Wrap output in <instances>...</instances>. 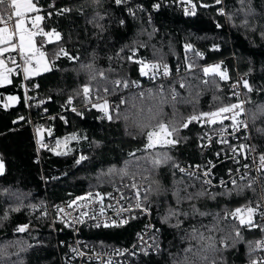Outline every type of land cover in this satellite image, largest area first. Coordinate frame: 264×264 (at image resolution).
Instances as JSON below:
<instances>
[{"label": "trees", "instance_id": "1", "mask_svg": "<svg viewBox=\"0 0 264 264\" xmlns=\"http://www.w3.org/2000/svg\"><path fill=\"white\" fill-rule=\"evenodd\" d=\"M225 1L227 20L216 7L197 6L195 15H185L176 0H128L122 5H116L114 0H38L45 31H58L61 34L59 43L78 59L61 57L51 64V71L29 79L31 84L38 85L36 99L44 100L41 107H36L33 100L29 106L25 102L19 77H13L11 84L0 87V103L9 95L20 97V103L8 109L0 107V159L5 163V172L0 175V264H60L57 239L45 212L47 199L57 202L65 198L68 191L75 195L89 191L107 193L128 180H121L118 173L135 159L130 154L145 155L142 150L146 137L131 120L124 121L114 115L109 121L93 108L74 112L65 107L69 97H73L75 106L86 103L77 93L88 83L89 75L103 72L107 79H98L93 84L108 86L110 91L115 80L127 83V88L119 87L115 94L105 97L110 111L121 98L129 102L118 109L123 116V111L132 103L143 107L146 113L153 105L149 92L158 93L160 90L166 94L174 90L182 97H191L198 111L232 103L234 99L224 88L228 80L216 77L214 84L204 85L202 80H211V77H203L202 68L223 63L233 76L237 67L250 78L252 91L247 93V104L252 140L259 150H264V113L260 111L264 109V39L260 35L264 31V0H251L250 6L255 14L249 17V28L242 26L243 15L237 11L241 7L240 0ZM204 3L212 4V1L204 0ZM155 4L160 5L159 9L153 7ZM129 8L135 16L129 14ZM62 9L70 11L59 14ZM40 40L41 37H37L38 45ZM189 43L202 54H187L195 62L194 70L186 68L188 60L184 46ZM133 46L137 49L135 57L139 59L146 62H160L162 59L168 65V76L159 75L154 80L142 76L140 66L127 59ZM55 50L56 44L53 43L43 48L50 61ZM233 54L237 57L236 64ZM87 64L93 66L88 73L81 68ZM180 83L192 87L180 88ZM140 92H144L143 100L139 97ZM164 111L172 115L170 106L166 105ZM179 111L184 116L192 114L190 105L180 107ZM20 117L24 119L19 120ZM30 119L35 120L34 127ZM37 127L44 130V143L49 147L54 146L56 139L73 133L79 139L72 142L67 154L56 155L48 147H40L41 161H37ZM49 129L51 136L47 134ZM204 130L205 126L191 124L187 129H181L179 135L182 139L175 147H159L156 151L170 156L175 164L203 163L207 160L201 153ZM82 155L87 159L76 163ZM228 167L229 163L223 164V170ZM110 169L117 172L110 173ZM252 181L248 177L238 185L211 190L200 180L179 173L171 163L161 165L147 181L152 189L147 201L160 228L157 236L162 248L155 254L142 253L143 261L147 264H175L188 247L197 245L190 239L194 229L216 240L218 251L207 253L208 264L213 261L215 264H249L257 259L258 250L252 253L249 245L264 232L259 227L249 229L236 220L225 218L238 206L259 199L260 190L256 183L253 184L255 191L245 187ZM238 186L243 190L238 191ZM261 186L264 194V176ZM186 187L189 192L207 189L216 195L214 199L205 195L192 201L205 215H193L190 205L183 203L179 210L188 215L180 217L179 226H174L177 224L175 217L164 223L163 217L168 209L176 207V191ZM222 192L230 195H219ZM16 195L21 199L17 200ZM23 225H28V230L18 232ZM213 228L224 231H206ZM235 228L239 229L241 239L234 246L229 240L225 247L222 238ZM137 229L138 222H135L87 231L85 235L96 245H125L131 243ZM59 235L63 237V233Z\"/></svg>", "mask_w": 264, "mask_h": 264}, {"label": "snow or ice", "instance_id": "2", "mask_svg": "<svg viewBox=\"0 0 264 264\" xmlns=\"http://www.w3.org/2000/svg\"><path fill=\"white\" fill-rule=\"evenodd\" d=\"M116 5L127 4L128 0H114ZM179 3L184 7L185 15H195L197 6L199 7H216L217 5L222 4V0H213L212 4L204 3V0H179ZM38 0H0V6L8 5L11 8V12L4 9V11H0V22H4L7 25V22L12 21V12L15 15V23L10 31L7 26L0 27V87H4L12 83L14 75H22L25 80H29L31 77L38 76L42 72L51 71L50 63L54 64L55 61L61 57H66L69 60H76L77 57H73L70 53L63 47L62 44L59 43L61 40V34L56 30L44 31L43 28L40 27V23L44 19L42 15H40V9L37 6ZM241 7L237 10L242 13V26L245 28L251 27L249 17L253 16L254 10L251 9V0H247L248 7L245 8V0H240ZM153 7L159 9L160 5L155 4ZM70 11L69 9L60 10L59 14H63V12ZM129 14L135 16V12L129 8ZM219 14L223 15L222 6L217 9ZM7 13V14H5ZM33 14V15H29ZM51 15V13H49ZM120 24L123 25L124 21L121 20ZM30 25V27H29ZM101 30H103L102 25L99 26ZM217 27H220L218 24ZM253 30H255L253 28ZM261 38L264 39V31L260 33ZM14 37H18V43L14 42ZM36 37H41L39 46L37 45ZM56 44V50L51 53V61H49L47 54L43 51V48L49 44ZM186 59L188 60L186 64V68L188 70H194L196 67L195 62L187 56L188 53H193L195 56H202L201 53L197 52L192 44H186L184 46ZM21 58V63L17 64L16 58L11 55L13 52H17ZM132 53L127 57L129 61H132L138 64L140 74L142 76H148L151 79H155L159 75L168 76L169 69L168 65L163 62L161 59L160 62H146L143 59H134L136 56V47L133 46L129 49ZM8 54L7 56L5 54ZM92 65H81V68L86 72L92 71ZM203 77H211L209 79H203L202 83L204 85H208L209 83H215V78L219 77L220 80L229 79L226 71L221 70V66L219 64L211 65L202 68ZM106 80L107 77L103 72H99L96 74H92L88 76V83H86L82 89L79 90L77 95H80L84 98L85 102L90 105L91 108L98 110L103 114L102 118H105L109 121L113 119L114 115H117L119 119L121 117L124 121L131 120L137 127L140 128V132L142 135L146 137V143L143 148V152L145 155L136 156L135 153H131L130 155L135 159L129 162V165L125 166V169L121 170L118 174L121 177V180L127 178L129 183L123 185V188L127 189L129 194L126 195L124 191L120 187L115 188V194L113 193H100V192H92L89 191L83 196L75 197L71 202L67 204L68 208H73L78 211L77 222L83 223L84 218L88 217L89 219H99L105 215V209H113L117 215V219H112L111 221H104L102 223H97V227H112V226H123L131 219H137L138 216L134 215L137 210L144 213L145 215L150 214V209L146 207L147 195L149 191H151V186L148 188H143L142 184L145 181H150L152 179L153 174L161 165H167L171 163L172 167L180 171L181 173L185 172V169L181 168L178 164L172 160L170 156L167 154L157 152V147H175L178 143L181 142V137L179 135L181 129H187L191 124H199L201 127L207 126L211 131H215L217 137H219L218 142L222 144H228L229 142L224 138V134L228 131L227 126L225 125V121H231V128L233 131L239 129L242 124V121L238 119L241 112H243L242 103H221L219 106L214 107L209 111H198L195 100L191 99V97H182L178 92L174 90H169L166 94L163 90L158 91V93L149 92V99L153 101V105L148 107L147 112L143 107H138L135 103L130 104L128 108H126L122 112H118V109L122 105L128 104L129 102L121 98L119 103L112 106V110L110 111V105L108 100L105 98L107 95L115 94L117 88L124 87L127 88V83H123L120 80H115L112 82V89L110 91L108 86H101L98 83L93 84V82L97 80ZM239 83V82H238ZM23 86V85H22ZM242 87L247 89L248 91H252L251 86L249 85L247 80H243ZM38 87V85H33V89ZM180 88H191L192 85H186L185 83H180ZM235 96L236 93L233 92ZM25 102L28 100H33L36 107H41L44 101L37 100L35 97H29L27 95V90H25ZM139 97L141 100L144 99V92L139 93ZM135 99V97H133ZM20 103V97L15 95H9L6 97V101L0 103V107L3 109H8L15 104ZM170 106L172 110V115L169 116L165 111V106ZM186 105H190L192 108V114L188 116H184L180 111V107H184ZM65 107L71 108L72 111H76V108L73 107V97H69L66 101ZM134 110V111H133ZM264 113V109L260 110ZM256 116H253L255 119ZM23 117H20L19 120H23ZM63 119V117H61ZM16 121V122H19ZM66 122V121H65ZM220 125L217 130L213 126ZM36 133L38 136V142L40 146L48 147L50 151H54L56 155L67 154L68 144L70 141L78 140L79 137L76 135H69L61 139H56L55 144L52 147H49L44 143V130L42 128L37 127ZM47 134L49 136L52 135L51 130H47ZM205 139L211 143L212 137L208 134L205 135ZM63 146L65 151L61 152L57 149H60ZM234 156L237 155V149L233 148L230 144ZM241 149H244V145L239 146ZM243 155V153H239ZM220 154L217 153V156ZM86 156H80L76 163H80L83 160H86ZM196 171H200L201 168L199 165L195 166ZM214 167V165H209V169L203 170V177H210V168ZM247 168L248 166L245 165ZM259 171L264 172V155L259 157ZM5 172V163L2 159H0V175H3ZM110 173H116V169H110ZM186 175L189 179L200 180L203 185L211 186L210 179H201L200 176H196L195 172H188ZM242 179H246L247 177H241ZM255 180L245 187L252 189ZM223 185L224 182L221 181ZM232 184L238 185V181L233 179ZM192 187V185H189ZM157 191L159 190V185H156ZM242 188H239L238 191H242ZM183 193V195H182ZM15 195V194H14ZM117 195L119 199H117ZM210 196L211 198H215L216 194L208 192L207 189L199 191V192H189L188 188L178 189L175 193V204L176 207H170L168 209L167 215L163 217L164 223H169L174 217L177 220V224L174 225L176 227L180 224V217L187 216L188 213L179 210V206L183 203H188L191 207V212L193 215L203 216L205 213L199 212L196 208L195 204L192 203L195 199L203 196ZM219 195L227 196L230 195L229 192H222ZM143 197V198H142ZM108 199L110 201L115 200L116 204L108 203L104 204V200ZM16 199L19 200L21 197L16 195ZM90 204L98 205V208H89ZM119 205V206H117ZM35 207V206H32ZM57 207V212L62 214L64 213V208L59 206ZM81 209H88L84 211H80ZM123 209L128 213L127 216H121L120 212ZM16 210H19L18 208ZM91 212V215L89 214ZM254 216H259L261 220H264V206L261 205L259 201H249L243 207H237L233 211L227 213L225 218L232 219L238 221L239 225H243L246 228H256L259 227L262 232H264V224H256L254 222ZM62 221L64 220L63 216L61 217ZM68 222V221H64ZM152 225H145V229L152 228ZM28 230V225L20 226L17 231L25 232ZM223 229H206V231H215ZM158 231V230H156ZM139 238L143 240V233L140 234ZM155 244V236L150 237ZM190 239L197 242L196 246L188 247L182 258H179L175 261V264H208V252H216L218 251L216 247V240L211 235H206L204 232H201L199 229H194L190 233ZM241 239L239 229H232L227 236L222 238V242L225 244V247L228 246V241L231 240L232 245L234 246ZM252 253H255L258 249L264 251V240H260L258 242H254L249 245ZM73 251H76L75 249ZM142 251L146 250L142 249ZM118 254H123V252H119ZM107 264H113L111 260L107 261ZM213 264L215 262L213 261ZM252 264H264V256L259 257L257 260H253Z\"/></svg>", "mask_w": 264, "mask_h": 264}, {"label": "built area", "instance_id": "3", "mask_svg": "<svg viewBox=\"0 0 264 264\" xmlns=\"http://www.w3.org/2000/svg\"><path fill=\"white\" fill-rule=\"evenodd\" d=\"M213 3V0H211ZM177 4L182 6L179 3V0H176ZM7 10L11 12V8L8 5H5ZM222 6L224 14L222 15L227 20V7L226 1L222 0L221 5L216 6V10ZM183 7V6H182ZM184 9V7H183ZM4 11V10H2ZM218 12V11H217ZM219 13V12H218ZM7 14V13H5ZM41 15V14H40ZM221 15V14H220ZM12 21L7 22L5 25L4 22H0V27L7 26L11 31L14 23H15V15L12 12ZM30 27V25H29ZM40 27L43 28L45 31V26L42 22L40 23ZM14 42L18 43V37H14ZM8 55L7 53L5 54ZM16 58L17 64L21 63V58L17 52L11 53ZM232 59L234 60L235 64L237 62V57L235 54L232 55ZM14 77L21 78V86L23 87L24 91L27 90V95L29 97H38V93L36 89H33V85L29 82V80H25L22 75H14ZM148 77V76H147ZM151 79L150 77H148ZM154 80V79H152ZM243 80H247L249 85L250 78L249 75L246 73H241L237 67L236 71L233 76L228 79V83L225 85V89L228 92L229 97L233 98L234 101L232 103H242L243 112H241L238 119L242 121L241 126L238 130L233 131L231 128V121L226 120L225 125L228 128V131L224 134V138L229 142L228 144H222L218 142L219 137L215 131H211L207 126H205V130L202 135L201 141V153L203 156L206 157V161L203 163H177L181 168L185 169L182 175H186L188 172H195L196 176H200L201 179H210L211 186H206L208 189H216V188H226L232 184V180L235 179L238 182L242 179L241 177H250L255 180V183L258 185L260 190V197L257 201L264 206V194L262 192L261 186V178L264 176V172L259 171V157L264 155V150H259L253 143L252 140V127L249 119V112H248V104H247V93L249 92L247 89L242 87ZM239 82V83H238ZM37 85V84H35ZM252 88V87H251ZM233 92L236 95H233ZM44 101L42 99H37ZM31 100H28V106ZM76 110L82 111H89L92 108L89 104L84 103L82 105L75 106ZM71 110V109H70ZM30 124L34 127L35 120L30 119ZM217 130L219 129L220 125L213 126ZM35 131V128H34ZM208 134L212 137L211 143L205 139V135ZM36 144L38 147V156L37 161H41V153L39 151L40 143L38 142V138L36 139ZM229 144L237 149V155L234 156ZM244 145L245 148L241 149L239 146ZM213 151V154H210ZM243 153L240 155L239 153ZM217 153L220 155L217 156ZM229 163L230 167L225 168L223 170V164ZM199 165L201 170L196 171V167ZM209 165H214V167L210 168V177H203L202 173L203 170L209 169ZM245 165L248 167L246 168ZM221 181L224 184H221ZM129 183V180L124 181L120 185H116L112 187L107 193L115 194V188L120 187L122 191L126 195L129 194L128 190L123 188V185ZM150 185L147 181L142 184L143 188H148ZM86 194V193H85ZM83 194V195H85ZM83 195H75L72 191H68L65 198L58 200L57 202H53L47 199V204L45 207V212L49 216L50 219V227L54 231V234L57 239V246L59 251V258L60 264H107V261L111 260L113 264H147L142 259V249L146 250L147 254H155L158 253L161 248L162 244L158 241V233L160 228L157 226L156 223V216L155 213L152 211V208L149 203H147L146 207L150 209V214L145 215L140 211H136L133 213L134 215L138 216L137 219H131L129 223L125 224H132L138 222V229L134 236V239L129 244L125 245H96L94 244L86 235L87 231L99 230L105 228L103 226L97 227V223H102L104 221H111L112 219H117V215L113 209H105V215L100 217L99 219H89L88 217L84 218V222L80 223L77 222L78 218V211L73 208H68L67 204L71 202L75 197L83 196ZM143 198V197H142ZM117 199L119 196L117 195ZM113 203L116 204L115 200H108L107 198L104 200V204ZM247 204V203H246ZM245 205V204H244ZM244 205L238 206L243 207ZM64 208V213L60 214L57 212V207ZM119 206V205H117ZM89 208H98L96 204H90ZM88 209H81L80 211H84ZM91 215V212L89 213ZM121 216H127L128 213L121 209L120 212ZM63 216L64 220L62 221L61 217ZM254 222L258 225L264 224V220H261L259 216H254ZM68 221V222H64ZM123 225V226H125ZM145 225H152V228L145 229ZM158 230V231H156ZM60 233H63V237H60ZM143 233V240L139 238L140 234ZM155 236V244L150 237ZM264 240V233L261 237L257 239L256 242ZM76 251H73V250ZM119 252H123V254H118ZM259 257L264 256V251L258 249ZM254 259V260H257ZM251 261L249 264H252Z\"/></svg>", "mask_w": 264, "mask_h": 264}, {"label": "rangeland", "instance_id": "4", "mask_svg": "<svg viewBox=\"0 0 264 264\" xmlns=\"http://www.w3.org/2000/svg\"><path fill=\"white\" fill-rule=\"evenodd\" d=\"M30 15V14H29ZM31 16V15H30ZM36 41H37V37H36ZM37 45H38V42H37ZM39 46V45H38ZM134 59H139L138 57H134ZM50 61V60H49ZM217 64H219L220 66H221V70H223V71H226V73H227V75H228V77L230 78L231 77V75H230V72H229V69L227 68V67H225L224 66V64L223 63H217ZM212 65H216V64H212ZM211 66V65H210ZM50 67H52V65H51V63H50ZM43 73V72H42ZM228 80V79H227ZM16 96V95H15ZM71 135H76V136H78L76 133H73V134H71ZM64 137H62V138H59V139H63ZM73 141H76V140H73ZM73 141H70L69 142V144H68V150L72 147V142ZM164 147H166V146H164ZM157 148H159V146L157 147ZM58 151H65V149L63 148V146L60 148V149H57ZM67 150V151H68Z\"/></svg>", "mask_w": 264, "mask_h": 264}, {"label": "crops", "instance_id": "5", "mask_svg": "<svg viewBox=\"0 0 264 264\" xmlns=\"http://www.w3.org/2000/svg\"><path fill=\"white\" fill-rule=\"evenodd\" d=\"M6 8V6H1V9H0V11H2V10H4ZM217 64V63H216ZM208 66H210V65H208ZM207 67V66H206Z\"/></svg>", "mask_w": 264, "mask_h": 264}]
</instances>
